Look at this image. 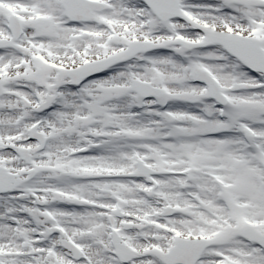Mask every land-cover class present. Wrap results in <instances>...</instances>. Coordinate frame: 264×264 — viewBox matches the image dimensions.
I'll use <instances>...</instances> for the list:
<instances>
[{"label":"snow or ice","instance_id":"6c2138e0","mask_svg":"<svg viewBox=\"0 0 264 264\" xmlns=\"http://www.w3.org/2000/svg\"><path fill=\"white\" fill-rule=\"evenodd\" d=\"M0 264H264V0H0Z\"/></svg>","mask_w":264,"mask_h":264}]
</instances>
